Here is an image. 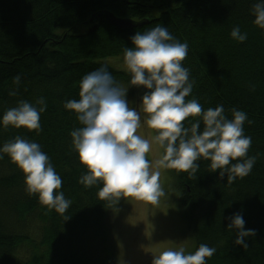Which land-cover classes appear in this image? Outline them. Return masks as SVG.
<instances>
[{"label":"trees","instance_id":"obj_1","mask_svg":"<svg viewBox=\"0 0 264 264\" xmlns=\"http://www.w3.org/2000/svg\"><path fill=\"white\" fill-rule=\"evenodd\" d=\"M256 0H0V115L17 101L46 99L42 131L26 127L0 128V145L15 136L38 142L61 175L66 198L64 217L42 205L25 191L24 173L7 154L0 159V264H119L112 243L111 215L121 207L100 201L102 186L79 182L87 171L72 149L70 131L80 127L67 99H79L81 77L110 59L113 76L127 86L129 74L112 60L132 46L137 31L156 25L167 27L180 42H187L182 62L190 70L193 90L204 109L222 104L231 118L232 108L247 113L245 135L251 136L252 171L231 184L210 161L200 160L196 174L169 169L180 196L187 224L200 243L216 252L207 264H264V30L253 24L250 9ZM104 12L141 26L118 28ZM247 39L231 38L233 26ZM19 74V85L13 78ZM16 95H9L10 90ZM132 86L127 96L141 97ZM137 98V97H136ZM134 106V101L129 105ZM155 134V132H154ZM240 211L247 248L236 245L227 229Z\"/></svg>","mask_w":264,"mask_h":264},{"label":"clouds","instance_id":"obj_2","mask_svg":"<svg viewBox=\"0 0 264 264\" xmlns=\"http://www.w3.org/2000/svg\"><path fill=\"white\" fill-rule=\"evenodd\" d=\"M253 24L264 30V0H256L250 9ZM230 36L237 42L247 39L239 25ZM132 46L122 52L123 68L129 74L127 86L112 74L105 60L99 67L84 74L79 81V99H67L65 110L73 112L80 127L70 131L72 149L87 171L79 178L85 187L101 184L100 201L116 206L129 197L153 206L165 195L160 183L162 169H175L193 176L200 160L210 161V171L231 184L253 169L254 156L248 155L251 136L245 135L247 113L230 109L231 118L222 104L204 109L197 98L186 99L193 90L190 70L183 65L188 55L187 42H180L167 27L156 25L130 38ZM21 76L13 78L19 85ZM143 89L139 109L129 106L130 87ZM10 90L9 95H16ZM47 103L40 97L35 103L19 100L15 107L0 115V128L26 127L42 131L41 114ZM143 116V122H142ZM155 132L145 137L138 130L143 126ZM158 158L147 157L153 152ZM7 154L24 173L25 191L36 195L48 209L64 217L71 205L61 190L62 178L49 155L33 140L15 136L0 145V159ZM227 229L235 232L234 243L248 247L246 238L254 231L245 228L240 211L228 217ZM214 246L200 243L194 251L185 246L165 248L153 253L152 264H207Z\"/></svg>","mask_w":264,"mask_h":264},{"label":"rangeland","instance_id":"obj_3","mask_svg":"<svg viewBox=\"0 0 264 264\" xmlns=\"http://www.w3.org/2000/svg\"><path fill=\"white\" fill-rule=\"evenodd\" d=\"M112 61L124 69L122 57ZM127 99L129 105L133 100V107L139 109V96H127ZM138 132L145 137L150 133L154 135L146 125ZM147 158L154 160L158 153L153 151ZM160 183L165 195L158 205L122 197L121 207L111 215V240L119 264H152L153 253L159 254L169 247L183 245L187 251L195 250L197 240L184 217L176 181L169 169L161 170Z\"/></svg>","mask_w":264,"mask_h":264},{"label":"water","instance_id":"obj_4","mask_svg":"<svg viewBox=\"0 0 264 264\" xmlns=\"http://www.w3.org/2000/svg\"><path fill=\"white\" fill-rule=\"evenodd\" d=\"M104 16L107 22L118 28H131V27L141 26L147 22V21L137 22L130 19L120 18L110 12H104Z\"/></svg>","mask_w":264,"mask_h":264}]
</instances>
